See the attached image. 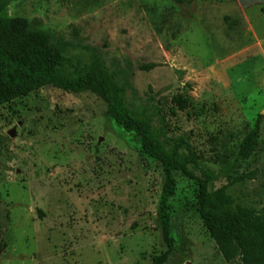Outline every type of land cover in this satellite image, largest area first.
Masks as SVG:
<instances>
[{
	"label": "rangeland",
	"instance_id": "rangeland-1",
	"mask_svg": "<svg viewBox=\"0 0 264 264\" xmlns=\"http://www.w3.org/2000/svg\"><path fill=\"white\" fill-rule=\"evenodd\" d=\"M2 14L100 54L128 81V110L170 150L173 247L163 264H228L197 211L199 181L226 186L235 205L264 215V3L237 0H11ZM65 74H73L68 64ZM91 92L52 85L0 105V264H149L165 251L156 210L164 181L139 137ZM261 114L259 146L238 145Z\"/></svg>",
	"mask_w": 264,
	"mask_h": 264
},
{
	"label": "trees",
	"instance_id": "trees-1",
	"mask_svg": "<svg viewBox=\"0 0 264 264\" xmlns=\"http://www.w3.org/2000/svg\"><path fill=\"white\" fill-rule=\"evenodd\" d=\"M9 1L0 0V105L47 85L74 93L88 91L102 98L107 104L105 114L124 130L134 132L140 139L141 150L162 166L164 181L156 218L166 249L149 264H163L173 247L167 204L176 187L173 171H186L188 162L195 163L193 152L187 148L188 154L182 156L179 152L181 142L174 143L170 150L165 149L149 120L126 108L124 96L128 90L134 92L132 85L128 81L119 82L109 73L94 49H89L90 60L85 64L64 57L62 52L71 43L62 38L53 39L48 32L34 29L24 17L4 16L2 12ZM171 1L183 4L193 0ZM67 64L74 67L73 74L64 73ZM261 117L257 114L253 125L241 138L237 152L239 158L258 148ZM2 140L0 135V150ZM197 211L228 264H264V215L256 213L253 208L235 205L226 186L208 190L205 180L199 181Z\"/></svg>",
	"mask_w": 264,
	"mask_h": 264
},
{
	"label": "water",
	"instance_id": "water-1",
	"mask_svg": "<svg viewBox=\"0 0 264 264\" xmlns=\"http://www.w3.org/2000/svg\"><path fill=\"white\" fill-rule=\"evenodd\" d=\"M237 2L239 3V5L243 8H246L250 5L253 4H258V3H264V0H237Z\"/></svg>",
	"mask_w": 264,
	"mask_h": 264
}]
</instances>
